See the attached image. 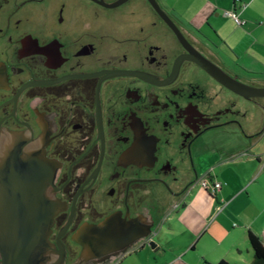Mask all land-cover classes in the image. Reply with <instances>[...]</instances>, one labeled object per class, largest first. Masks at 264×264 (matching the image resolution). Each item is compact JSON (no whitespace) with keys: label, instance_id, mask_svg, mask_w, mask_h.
Masks as SVG:
<instances>
[{"label":"flooded vegetation","instance_id":"obj_1","mask_svg":"<svg viewBox=\"0 0 264 264\" xmlns=\"http://www.w3.org/2000/svg\"><path fill=\"white\" fill-rule=\"evenodd\" d=\"M154 1L161 15L147 0H0V128L52 167L49 264H117L155 246L139 226L156 231L183 205L172 199L208 182L199 170L207 145L239 132L236 122L247 137L249 115L264 132V98L245 101L178 62L189 53L168 22L228 77L264 82L225 69ZM109 216L130 233L126 253L78 261L77 232Z\"/></svg>","mask_w":264,"mask_h":264},{"label":"crops","instance_id":"obj_2","mask_svg":"<svg viewBox=\"0 0 264 264\" xmlns=\"http://www.w3.org/2000/svg\"><path fill=\"white\" fill-rule=\"evenodd\" d=\"M157 2L225 69L264 82V0ZM230 12L243 24L237 26ZM259 122L256 115L243 117L247 137L236 131L229 145L223 138L207 145L199 170L220 188L211 195L189 186L181 198L171 200L183 205L166 215L159 232L163 239L117 264H251L247 232L264 238V132L257 131ZM178 235L187 241H177Z\"/></svg>","mask_w":264,"mask_h":264},{"label":"water","instance_id":"obj_3","mask_svg":"<svg viewBox=\"0 0 264 264\" xmlns=\"http://www.w3.org/2000/svg\"><path fill=\"white\" fill-rule=\"evenodd\" d=\"M161 12L154 0H147ZM177 39L188 51V59L212 79L241 99L264 98V87H250L228 77L210 61L203 58L182 38L168 22ZM243 118V117H242ZM252 124L254 123V120ZM241 124L236 122L240 130ZM224 144L233 143L234 132L225 133ZM22 134L0 128V261L1 264H49L52 249L46 241V231L57 209L51 197L52 167L39 149H29ZM193 185V184H192ZM191 186V185H190ZM156 231L142 224L138 236H155ZM130 233L113 216L105 218L98 226H83L75 235L81 251L78 261L98 258L107 254L118 257L127 251ZM151 246V245H150Z\"/></svg>","mask_w":264,"mask_h":264},{"label":"trees","instance_id":"obj_4","mask_svg":"<svg viewBox=\"0 0 264 264\" xmlns=\"http://www.w3.org/2000/svg\"><path fill=\"white\" fill-rule=\"evenodd\" d=\"M246 237H247L248 246L252 253L251 264H264V238H259L251 232H247ZM213 264H228V263L225 261H218Z\"/></svg>","mask_w":264,"mask_h":264},{"label":"built area","instance_id":"obj_5","mask_svg":"<svg viewBox=\"0 0 264 264\" xmlns=\"http://www.w3.org/2000/svg\"><path fill=\"white\" fill-rule=\"evenodd\" d=\"M227 15H229L233 19L234 23L237 26H240L243 24V21L238 19L233 13L230 12V13H227ZM200 186L206 191H208L211 195H213L220 188V183L215 182V181L211 183L202 182Z\"/></svg>","mask_w":264,"mask_h":264},{"label":"rangeland","instance_id":"obj_6","mask_svg":"<svg viewBox=\"0 0 264 264\" xmlns=\"http://www.w3.org/2000/svg\"><path fill=\"white\" fill-rule=\"evenodd\" d=\"M161 5H162V4H161ZM247 79H248V78H247ZM254 113H256V112H254ZM193 188H194L193 190L196 191V192L201 191V189H199V187L194 186ZM160 236H161V234L158 232L157 235H156V237H155V239H153V243H154V244H156V243L158 242V241H157L158 238L163 239V238H162L163 235H162L161 237H160ZM176 240H177V241H181V242H182V241H183V242H186V241H187V238H185L184 236L178 235L177 238H176ZM131 257H135V255H131Z\"/></svg>","mask_w":264,"mask_h":264}]
</instances>
